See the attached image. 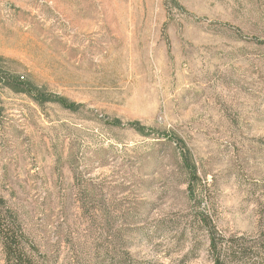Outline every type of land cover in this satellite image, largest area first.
I'll return each mask as SVG.
<instances>
[{
	"label": "rangeland",
	"instance_id": "1",
	"mask_svg": "<svg viewBox=\"0 0 264 264\" xmlns=\"http://www.w3.org/2000/svg\"><path fill=\"white\" fill-rule=\"evenodd\" d=\"M0 211L47 264H264V0H0Z\"/></svg>",
	"mask_w": 264,
	"mask_h": 264
},
{
	"label": "trees",
	"instance_id": "2",
	"mask_svg": "<svg viewBox=\"0 0 264 264\" xmlns=\"http://www.w3.org/2000/svg\"><path fill=\"white\" fill-rule=\"evenodd\" d=\"M7 82L8 87L15 89L17 92H25L23 91V89L26 88L27 84L24 81V78H18L15 82H9L7 80ZM56 101L58 103H61L62 105L65 104L64 101L60 98H57ZM136 130L141 133L144 132L142 129ZM194 175L196 177V172L194 173ZM192 187L193 186L190 185L189 189L192 193H194ZM7 214L8 212L3 211V213H1L0 211V241L3 246L7 264H47L45 263V261L34 259L32 254H29V252L25 250V237L22 232H19L14 228L13 224L9 223V221L7 220ZM202 222L205 223V221ZM219 244L220 243H218L217 235L210 234V247L211 251L215 255V264H229L232 260H235L237 256L243 254V248L238 249L235 248L234 245H230L228 249L231 254L228 255L226 251L223 252L220 249ZM227 255L232 259L227 258Z\"/></svg>",
	"mask_w": 264,
	"mask_h": 264
}]
</instances>
